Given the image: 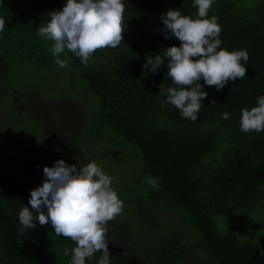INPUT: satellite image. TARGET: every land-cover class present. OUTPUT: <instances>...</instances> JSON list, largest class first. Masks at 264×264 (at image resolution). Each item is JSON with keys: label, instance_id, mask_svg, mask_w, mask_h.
Returning <instances> with one entry per match:
<instances>
[{"label": "trees", "instance_id": "obj_1", "mask_svg": "<svg viewBox=\"0 0 264 264\" xmlns=\"http://www.w3.org/2000/svg\"><path fill=\"white\" fill-rule=\"evenodd\" d=\"M74 1L0 0V58L33 62L47 75L68 66L91 132L75 139L135 149L142 187L187 224L168 250L192 228L213 264H264V238L243 242L214 221L240 214L264 222V0H86L95 14ZM37 123L43 140L52 137ZM64 128L57 169L71 152ZM40 148L34 141L24 159H37ZM13 198L0 182V264H55L33 240L35 206ZM94 206L90 223L107 218L109 205ZM50 228L43 224L45 235ZM90 248L71 264H98L101 252L110 254Z\"/></svg>", "mask_w": 264, "mask_h": 264}, {"label": "rangeland", "instance_id": "obj_2", "mask_svg": "<svg viewBox=\"0 0 264 264\" xmlns=\"http://www.w3.org/2000/svg\"><path fill=\"white\" fill-rule=\"evenodd\" d=\"M77 1L79 0L74 3L81 2L80 12L95 14L86 0H80L79 3ZM122 3L121 1V5ZM68 72V66H61L57 73L47 75L33 62L0 58V123H8L0 134V150L4 155L10 156L8 159L1 156L4 169L7 168L13 178L22 182L26 173L17 170L11 161L26 158L27 149L33 146L34 141L43 144L41 147L45 156L60 152L65 139V126L69 132L66 139L71 142V152L62 158L58 171L62 174H58L54 183L61 188L67 202L60 203L54 198L56 203L70 207L72 213L103 235L114 231L109 239L120 243L143 264H166L167 257L182 254L184 248L189 250L188 253L182 259H172L171 264H213L205 247L198 246V233L192 228H188L189 231L180 236L179 243L168 250L174 236L187 228V224L174 211L175 208H167L162 195L154 196L151 191L142 187L143 168L140 162L136 163L139 155L135 149L126 147L122 149L123 153H119L120 151L116 152L104 143L99 146L94 141L83 145L75 139L77 136L84 139L91 132L87 129L85 120L83 121L89 118L85 114L87 111L85 108L81 110L83 103L78 102L81 101L83 91ZM30 117L44 124L52 137L43 140L40 124ZM60 118L65 120L64 126H54L53 123ZM43 162L46 171L48 158H42L38 165L41 166ZM33 166L25 164L23 168ZM54 168L57 170L53 167V171ZM33 175L35 179H40L37 173ZM13 196L12 201L24 203L21 198ZM155 200L160 205L157 209H162L159 212L155 208L151 209ZM100 203L110 206L106 209L107 218L102 216L90 223L88 218L96 216L94 205L98 206ZM142 204H147L148 207L143 209ZM42 217L44 215L36 216L38 219L35 223L38 224ZM214 219L221 232H235L243 242L259 243L264 238V222L256 217L236 214L227 218L216 216ZM21 220L26 222L24 217ZM46 221L41 222L51 223L49 233L45 235L43 225L37 228L35 226L33 240L55 264H71L87 255L86 252L91 248L77 235L65 228L60 229L58 226L61 225L56 222ZM118 263L107 252L100 253L98 264Z\"/></svg>", "mask_w": 264, "mask_h": 264}, {"label": "water", "instance_id": "obj_3", "mask_svg": "<svg viewBox=\"0 0 264 264\" xmlns=\"http://www.w3.org/2000/svg\"><path fill=\"white\" fill-rule=\"evenodd\" d=\"M0 182L4 184L11 193L23 199L25 202L32 204L47 217L69 229L77 235L81 240L96 250L105 248L110 254L118 256V258L126 259L129 264H143L137 260L127 249L121 245L115 244L111 239L103 236L99 231L89 226L79 217L66 211L59 205H55L48 198H41L35 194H31L21 185L13 182L0 171Z\"/></svg>", "mask_w": 264, "mask_h": 264}, {"label": "flooded vegetation", "instance_id": "obj_4", "mask_svg": "<svg viewBox=\"0 0 264 264\" xmlns=\"http://www.w3.org/2000/svg\"><path fill=\"white\" fill-rule=\"evenodd\" d=\"M6 122H8V118L6 119ZM8 125V123H4V124H1L0 123V134H2V131L4 130V128ZM49 134V136H52V133L50 132H47ZM20 141V140H19ZM21 142V141H20ZM46 144V142L44 143V145ZM43 144H41L42 146ZM26 151V150H25ZM55 151V150H54ZM27 152L29 153L30 152V148L27 149ZM39 152V156L37 159L33 160V161H29L27 159H24L23 161V165L22 162L20 163L19 166L15 167L17 170H21V172H24L26 173L25 176H23L25 179L22 180V183L24 184V187L25 189H29L28 191L31 193V194H35L41 198H48L50 199L55 205H59L61 206L62 208H64L66 211L70 212L71 214L75 215L74 213H72V209L70 207H64L63 205L61 204H58L56 203L53 199L55 198L56 200H58L60 203H66L67 200L65 198V196L62 194V192L60 191L61 188L58 187V184L54 183L55 180L58 178V174L61 175L62 172H59L58 171L60 170V167H61V164H62V161L60 163V167L56 170L54 168L55 171H53V163L56 162V159H54L53 155L56 154V153H53L52 152V160L50 159V155L48 156H45L44 154V150H43V147L40 148V150L38 151ZM24 153V152H23ZM1 156H3L5 159H8L10 156L9 155H4L3 152L0 150V171L3 173L4 171V164L1 160ZM48 158V162H49V165L48 167L46 168V171H45V166H44V162L41 164V166L38 165L39 161L42 159V158ZM67 157V156H66ZM25 164H33L34 166L31 168V167H26V169L23 168V166ZM55 167V165H54ZM33 173H37L39 176H40V179H35L33 176ZM5 175V174H4ZM25 180V181H24ZM39 183V184H37ZM44 190H46V192H43ZM52 190H56L55 192H53ZM18 198V197H17ZM28 204V203H27ZM32 205V204H31ZM36 208V207H35ZM35 216H38V215H44V217H42V220L43 219H46L47 222H55L53 221L52 219H50L49 217H47L43 212H41L39 209L36 208L35 210ZM76 216V215H75ZM78 217V216H77ZM38 218L35 217V220H34V223L35 221L37 220ZM42 220H40V222L38 224L35 223L36 228L38 226H41V224L43 222H41ZM43 225V224H42ZM90 226V225H89ZM62 228H65L64 226L61 225ZM66 229V228H65ZM67 230V229H66ZM115 243V242H114ZM115 244H118L120 245V243L116 242Z\"/></svg>", "mask_w": 264, "mask_h": 264}, {"label": "clouds", "instance_id": "obj_5", "mask_svg": "<svg viewBox=\"0 0 264 264\" xmlns=\"http://www.w3.org/2000/svg\"><path fill=\"white\" fill-rule=\"evenodd\" d=\"M46 144H47V143H46ZM46 144H45V145H46ZM5 176H6V175H5ZM7 177H8V176H7ZM8 178H9V177H8ZM9 179H10V178H9ZM17 179H18V178H17ZM10 180H11V179H10ZM12 181H13V180H12ZM13 182H14V181H13ZM21 186H22V185H21ZM22 187H23V186H22ZM23 188H24V187H23ZM26 190H27V189H26ZM16 197H17V196H16ZM22 200H23V199H22ZM23 201H24V200H23ZM26 203H27V202H26Z\"/></svg>", "mask_w": 264, "mask_h": 264}]
</instances>
